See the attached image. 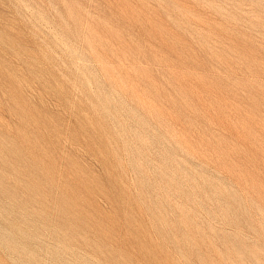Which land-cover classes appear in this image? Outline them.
Wrapping results in <instances>:
<instances>
[{"label":"rangeland","instance_id":"1","mask_svg":"<svg viewBox=\"0 0 264 264\" xmlns=\"http://www.w3.org/2000/svg\"><path fill=\"white\" fill-rule=\"evenodd\" d=\"M0 264H264V0H0Z\"/></svg>","mask_w":264,"mask_h":264}]
</instances>
